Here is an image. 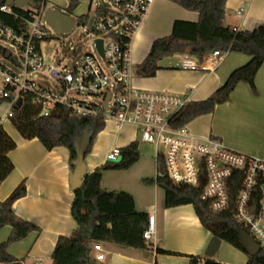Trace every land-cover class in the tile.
Returning <instances> with one entry per match:
<instances>
[{
	"label": "crops",
	"instance_id": "0c3cea01",
	"mask_svg": "<svg viewBox=\"0 0 264 264\" xmlns=\"http://www.w3.org/2000/svg\"><path fill=\"white\" fill-rule=\"evenodd\" d=\"M71 1L64 0V5L68 7ZM78 1L75 11L84 12L82 15L96 7H93L94 0ZM176 20L197 22L199 14L171 0L152 1L141 28L132 38L131 58L136 68L145 60L156 39L172 33ZM224 23L238 30H253L264 25V0H227ZM183 55L162 59L160 69L152 77L136 74L135 86L149 91L185 94L189 101L204 100L234 69L251 59L250 55L231 52L225 53L214 70H185L176 67ZM255 85L253 89L246 82L239 83L229 101L190 121L187 124L190 132L201 138L216 137L229 148L245 154L264 155V63L256 74ZM2 106L7 107V104L0 105V115L7 110L2 112ZM7 125L12 126L11 121L5 123L6 130ZM7 132L17 142V147L9 152L14 169L0 185V201L6 200L25 180L27 194L14 202L13 209L17 215L41 228L40 232H32L11 244L8 250L17 258H26V264H52L58 237L70 235L78 227L72 215L74 171L70 166L69 150L64 146L48 150L38 138L24 140L17 131ZM134 141L139 142L140 153L146 149L148 160L140 156L129 169L105 170L102 187L132 194L137 211L156 215V232L145 249L102 242L105 258L97 260V253L93 251L92 264H188L187 255L207 256L205 252L213 235L202 224L194 206L185 204L167 208L164 190L157 183L146 181L158 175L157 150L140 141L134 124L117 128L114 121H106L85 159L86 172L104 165L114 147L123 148ZM11 232L10 226L1 228L0 242L6 241ZM159 248L176 254L159 253ZM218 252L213 258L222 263L246 264L248 261L246 253L225 241Z\"/></svg>",
	"mask_w": 264,
	"mask_h": 264
},
{
	"label": "built area",
	"instance_id": "2783aa9c",
	"mask_svg": "<svg viewBox=\"0 0 264 264\" xmlns=\"http://www.w3.org/2000/svg\"><path fill=\"white\" fill-rule=\"evenodd\" d=\"M153 0H107L90 12L94 17L91 30L95 33L96 53H86L75 63L67 62L62 71L53 66L48 73L59 88L54 93L39 81L38 71L44 66L41 42L51 39L55 30L46 20L48 4L43 1L28 9L20 28L0 21V38L17 49L9 59L20 67L15 73L0 61V98L7 110L0 115V126L15 116L19 98H31L39 116H50L58 106H64L78 117H98L114 121L117 128L134 124L143 143L153 145L157 159L163 157L166 175L176 184L202 188V199L213 213H221L234 202L235 220L264 249V155H249L229 148L216 137L193 135L188 126L172 125L175 115L189 102L185 94L169 91H149L134 84L137 68L131 58L132 38L141 28ZM10 6L1 7L10 12ZM76 24L80 22L76 20ZM73 29V28H72ZM102 40V53L97 40ZM225 53L213 50L203 59L184 54L176 67L185 70H214ZM108 109L104 103L108 94ZM93 97H100V103ZM121 148L114 147L107 161L121 158ZM156 232V215H148L144 238L150 243ZM97 260L105 258L102 242L93 245Z\"/></svg>",
	"mask_w": 264,
	"mask_h": 264
},
{
	"label": "trees",
	"instance_id": "16d2710c",
	"mask_svg": "<svg viewBox=\"0 0 264 264\" xmlns=\"http://www.w3.org/2000/svg\"><path fill=\"white\" fill-rule=\"evenodd\" d=\"M37 4L47 0H34ZM180 6L198 12L199 20L190 22L176 20L172 33L156 39L149 54L137 68V74L152 77L160 69L159 62L177 54H189L203 59L213 50L224 53L238 52L251 56L248 63L234 69L227 80L208 98L189 101L175 115L172 125L176 128L187 125L197 116L211 113L217 105L230 100L232 92L241 82H246L255 89V78L264 63V25L253 30H238L224 23L227 0H171ZM6 0H0V21L5 25L20 28L24 25L23 17H29L28 9L12 7L10 12L1 10ZM78 0H72L68 7L70 12L76 10ZM87 13L81 17H90ZM6 48L0 45V56H5ZM6 102L0 98V105ZM11 124L24 140L38 138L48 150L64 146L70 153V166L74 171L79 156L78 142L82 133H88L83 149V158L92 151L97 135L106 126L105 117H78L64 106L46 117L39 116L30 97H26L20 108L15 110ZM17 147V142L0 126V185L13 171L14 163L9 152ZM121 159L107 161L92 172H86L82 187L74 192L72 215L78 224L70 235L58 237L52 264H92L93 243L106 242L124 247L148 248L144 231L148 226V213L136 210L135 199L126 191H109L102 187L105 170H126L134 165L141 156L139 142L134 141L121 148ZM158 175L146 181L155 182L165 192L167 208L192 204L202 224L213 236H217L235 248L247 254L237 232L234 202L229 209L213 213L209 203L202 199V188L186 184H176L166 175V165L162 156L157 159ZM164 175V176H161ZM27 194L26 181L23 180L10 194L0 201V229L10 226L9 238L0 242V264H26V258H17L9 252L11 244L23 240L32 232H40L35 223L17 215L13 209L16 200ZM159 253H176L159 248ZM248 255L246 264H264V249L257 255ZM188 264H226L213 257L187 255ZM154 264H158L155 262Z\"/></svg>",
	"mask_w": 264,
	"mask_h": 264
},
{
	"label": "rangeland",
	"instance_id": "374dc122",
	"mask_svg": "<svg viewBox=\"0 0 264 264\" xmlns=\"http://www.w3.org/2000/svg\"><path fill=\"white\" fill-rule=\"evenodd\" d=\"M98 3H107V0H94L93 7H95ZM47 4L48 7L57 8L63 14L70 15L80 22V25L76 24L70 32H61L59 36H55L48 40H43L40 45L42 56L44 58V66L38 71L39 81L43 85L50 88L54 93H58L59 88L48 73V69L49 67L53 66L58 71H62L69 60L75 63L86 53H96V35L91 30V27L94 23V17L90 16L89 18H82L81 16L84 12H70L64 5V0H47ZM0 45L6 49H10L14 54L17 53V49L2 38H0ZM0 61L11 71L15 73L21 72L20 67L14 64L11 60L0 56ZM2 86L3 79L0 76V87ZM93 101L100 103L102 99L100 97H93ZM6 109V106H2L1 111L3 112ZM6 127L9 132L16 131L11 125H7ZM87 139L88 133H82L78 142V146L85 145ZM145 150V148L142 149L141 158L148 160L149 155ZM220 251L218 253H220ZM218 253L216 256H218Z\"/></svg>",
	"mask_w": 264,
	"mask_h": 264
},
{
	"label": "water",
	"instance_id": "95a60500",
	"mask_svg": "<svg viewBox=\"0 0 264 264\" xmlns=\"http://www.w3.org/2000/svg\"><path fill=\"white\" fill-rule=\"evenodd\" d=\"M6 5L10 7L24 8L28 5L35 7L37 3L34 0H6ZM93 15V13L91 14ZM46 20L59 35L61 32H70L76 25V19L70 15L63 14L59 9L48 7L46 10ZM99 49L102 53V40H97ZM11 50L8 49L5 58H9ZM111 97L109 93L104 103V109H108V100ZM22 99L19 98L15 108H20ZM85 145L78 146L79 156L76 161V168L73 174L72 190L75 192L80 189L84 183V175L86 173L85 160L83 158V149ZM161 176H164L161 174ZM237 232L239 234L242 245L244 246L247 254L250 256L257 255L262 249L261 246L251 237V235L240 225H237ZM222 239L217 236H212L211 241L206 249V255L213 257L220 249Z\"/></svg>",
	"mask_w": 264,
	"mask_h": 264
}]
</instances>
